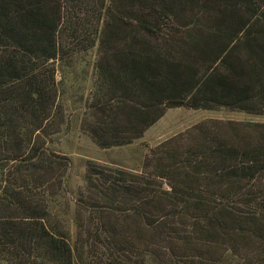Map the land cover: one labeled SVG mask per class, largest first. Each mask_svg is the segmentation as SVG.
<instances>
[{"label": "trees", "instance_id": "1", "mask_svg": "<svg viewBox=\"0 0 264 264\" xmlns=\"http://www.w3.org/2000/svg\"><path fill=\"white\" fill-rule=\"evenodd\" d=\"M159 40L193 44L206 76ZM93 46L100 146L141 135L168 107L243 109L246 82L264 90L258 0H0V264H264V132L222 137L235 123L201 124L178 162L164 151L152 172L88 162L63 210L72 202V228L61 218L69 161L47 146L63 121L55 76ZM241 46L246 69L227 58Z\"/></svg>", "mask_w": 264, "mask_h": 264}, {"label": "rangeland", "instance_id": "2", "mask_svg": "<svg viewBox=\"0 0 264 264\" xmlns=\"http://www.w3.org/2000/svg\"><path fill=\"white\" fill-rule=\"evenodd\" d=\"M258 1L264 7V0ZM171 44L169 46L168 41L159 40L157 47L158 50L174 48L179 56H182L183 52L181 53V51L184 50V58L188 62L194 61L193 63L196 64L197 76H206L207 68L205 67L207 63L202 56L197 57L192 54L194 51L193 44H184L189 47H184L182 44ZM189 50L191 54L188 53ZM228 51L225 53V57L222 54L220 58H226ZM235 51L236 49L227 58L239 59L240 66L246 69L252 61L251 55H248L243 46L239 47L236 53ZM96 55L95 46L86 49H73L72 53L58 65L55 76L59 90L58 104L63 109V121L60 129L48 139L47 146L69 161L65 179V193L58 197L57 201H59V214L64 221L70 223V228H72L74 217L72 202L69 203L67 213H63V210H65V203L72 196H76L77 189L83 184L82 176L88 162L134 172L143 170L152 172L151 163L158 158L169 164L171 159H167L168 155L164 151H176L177 156L174 161L178 162L186 148L198 141L201 124H206L209 127L217 120L225 124L235 123L238 125V128L234 130L233 128L229 130V128L220 127L222 137L233 136L232 133H239V131L240 133L246 131L245 133H248L250 137L258 135L259 132H264V126H260L264 125V106L261 108V103H264V100L262 102L260 99L264 97V90L260 91L259 86L246 82L252 95L244 102L245 107L243 109L220 106L209 109L192 108L187 105L168 107L141 135H135L136 137L120 145L100 146L92 139L88 127L92 117L96 120V117L99 116V113L97 116L93 115V110L90 108L91 102L96 101L94 96L97 92L93 91H96L99 82L95 73ZM194 58L196 59L194 60ZM214 69H216L215 72L218 71L223 74L228 72L223 61H220Z\"/></svg>", "mask_w": 264, "mask_h": 264}]
</instances>
